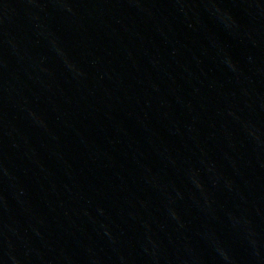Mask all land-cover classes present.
<instances>
[{
	"label": "water",
	"instance_id": "water-1",
	"mask_svg": "<svg viewBox=\"0 0 264 264\" xmlns=\"http://www.w3.org/2000/svg\"><path fill=\"white\" fill-rule=\"evenodd\" d=\"M0 264H264V0H0Z\"/></svg>",
	"mask_w": 264,
	"mask_h": 264
}]
</instances>
